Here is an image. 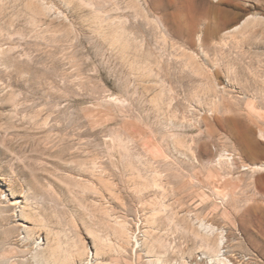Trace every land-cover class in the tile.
Returning <instances> with one entry per match:
<instances>
[{"label":"rangeland","instance_id":"1","mask_svg":"<svg viewBox=\"0 0 264 264\" xmlns=\"http://www.w3.org/2000/svg\"><path fill=\"white\" fill-rule=\"evenodd\" d=\"M224 263L264 264V0H0V264Z\"/></svg>","mask_w":264,"mask_h":264},{"label":"bare ground","instance_id":"2","mask_svg":"<svg viewBox=\"0 0 264 264\" xmlns=\"http://www.w3.org/2000/svg\"><path fill=\"white\" fill-rule=\"evenodd\" d=\"M254 168H261L260 166H256V167H254ZM137 240V239H136ZM137 242V241H136ZM138 243V242H137ZM224 262V261H223ZM225 264V263H224Z\"/></svg>","mask_w":264,"mask_h":264}]
</instances>
